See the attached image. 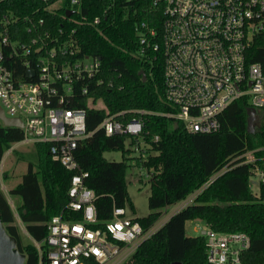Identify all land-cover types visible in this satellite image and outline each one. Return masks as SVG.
Masks as SVG:
<instances>
[{
	"label": "trees",
	"instance_id": "1",
	"mask_svg": "<svg viewBox=\"0 0 264 264\" xmlns=\"http://www.w3.org/2000/svg\"><path fill=\"white\" fill-rule=\"evenodd\" d=\"M155 0H82V14L88 19L101 16L98 25L84 23L77 33L81 53L96 55L102 62L100 77L103 85L91 83L86 96L78 105L86 109L87 129L94 134L79 143L77 160L89 171L85 182L96 192V209L103 226L112 218L114 206L135 211L130 199L128 172L144 165L151 171L148 179L150 212L135 217L148 227L160 217L164 207L172 206L195 190L209 183L195 201L178 210L157 232L144 240L127 264H209L206 237L187 234V224L198 219L213 229L224 232L241 231L250 235V247L243 253L245 264H264V178L258 192L254 191V169L264 170V108L257 109L256 129L248 128L249 97L233 101L220 117L221 126L211 133L189 132L180 121L157 112L172 109L165 97V56L162 49L154 51L140 41L142 23L156 30L152 43L161 42L165 13ZM68 3L66 0L65 4ZM41 0H0V17L14 12L17 16L31 15L35 21L43 17L54 30L62 26L71 29L66 10L46 11ZM39 9V11L37 10ZM16 30L26 26L15 23ZM246 56L258 62L264 72V30L258 33ZM23 68L22 72L24 73ZM145 73L146 79L143 77ZM77 91L80 92L79 87ZM90 97L103 103L91 105ZM144 108L157 114L146 115L144 136L150 142L147 157L135 153L136 139L128 133L107 135L99 124L108 114L122 110ZM133 116L126 114V121ZM19 126H4L0 122V165L5 151L24 138ZM159 136L158 140H155ZM38 161L29 162L27 172L17 186L10 190L20 195V218L34 240L48 233L53 215L68 205L72 170L53 159L51 144L36 142ZM255 150L256 160L243 163L239 158L247 150ZM107 151H121V161L109 160ZM228 167L213 178L217 172ZM213 178V179H212ZM0 211L7 231L18 240V248L26 255L24 264H38V249L24 243L16 222L15 212L0 187ZM78 213L73 217L77 218Z\"/></svg>",
	"mask_w": 264,
	"mask_h": 264
},
{
	"label": "built area",
	"instance_id": "2",
	"mask_svg": "<svg viewBox=\"0 0 264 264\" xmlns=\"http://www.w3.org/2000/svg\"><path fill=\"white\" fill-rule=\"evenodd\" d=\"M41 1L46 11L66 10L74 26L54 30L43 17L35 21L31 15L21 17L14 12L0 17V104L4 113L22 119V142L50 143L53 159L74 172L68 205L53 215L47 235L34 240L38 264H127L144 240L192 204L209 183L164 207L148 227L128 215L127 207L116 205L112 218L96 226L97 195L85 182L89 171L81 168L75 149L94 134L87 129L86 109L78 105L80 97L89 93L92 82L103 85L105 79L100 77V58L81 53L76 35L84 23L96 26L102 18L83 16L82 0ZM158 4L165 13L161 42L150 41L156 30L147 23L139 31L140 41L154 51L161 48L166 59L164 94L172 109L158 114L181 121L189 132L211 133L220 129L221 115L237 99L248 96L250 106L264 108L262 65L249 62L246 56L264 30V0H155L154 5ZM68 10H72L70 15ZM16 22L26 30H16ZM29 69L34 70L32 76ZM99 100L90 97L88 102L101 108ZM130 113L133 116L125 121L123 117ZM157 113L124 109L104 117L98 129L107 135L130 134L136 139L135 153L142 152L146 159L150 142L143 134L144 119ZM239 158L243 163L254 162L255 150ZM139 169L147 177L152 174L144 165ZM254 174L263 180L264 170L259 166ZM74 213L79 216L73 217ZM196 229L206 237L209 264H245L242 256L250 247V235L219 231L204 222Z\"/></svg>",
	"mask_w": 264,
	"mask_h": 264
},
{
	"label": "rangeland",
	"instance_id": "3",
	"mask_svg": "<svg viewBox=\"0 0 264 264\" xmlns=\"http://www.w3.org/2000/svg\"><path fill=\"white\" fill-rule=\"evenodd\" d=\"M100 104L101 106L103 105V103L99 100L98 105L100 106ZM255 125L256 120L254 121V128L256 129ZM7 151L8 150L5 151V155L0 165V187L3 191L8 192L9 194V189L16 186V184L22 179V175L27 172L28 163H36L38 161V155L35 148V142L16 143L10 154H7ZM105 156L107 159L115 161H121L123 158L121 151H107ZM3 170L6 171L3 172ZM5 172L10 174L8 180L4 179V184L7 188H3V178H5ZM141 172L146 171H144V169L140 170L137 167H132L128 172V191L130 199L135 206V211L132 212L131 210H128V215L130 216L142 217L148 215L150 212L148 196L150 193L151 184L148 182L149 177H147L145 174H141ZM252 178L255 181V184L253 185L254 191L258 192L261 181L259 180L258 176H256V174H254ZM17 212L16 223L19 225L21 238L24 243H32L33 240H31L29 237L26 225L20 218L18 208ZM195 222L200 224L202 221L195 219ZM187 234L191 236H196L198 234V230L194 229V226L191 224V222H188Z\"/></svg>",
	"mask_w": 264,
	"mask_h": 264
},
{
	"label": "water",
	"instance_id": "4",
	"mask_svg": "<svg viewBox=\"0 0 264 264\" xmlns=\"http://www.w3.org/2000/svg\"><path fill=\"white\" fill-rule=\"evenodd\" d=\"M72 13V10H68L67 14L70 15ZM34 74L33 69L28 70V75L32 76ZM143 77H145V73L143 72ZM248 128L251 132L255 131L254 128V121L257 118V112L258 110L253 107H248ZM0 121L3 123L4 126H19L23 127L24 123L22 119L15 117L11 118L5 115L4 110L0 104ZM179 125L178 121H175V127ZM26 255L24 252L20 251L18 248V240L11 235L7 228L5 227L2 217H1V211H0V264H24L26 261ZM171 264H183L182 261H175Z\"/></svg>",
	"mask_w": 264,
	"mask_h": 264
},
{
	"label": "crops",
	"instance_id": "5",
	"mask_svg": "<svg viewBox=\"0 0 264 264\" xmlns=\"http://www.w3.org/2000/svg\"><path fill=\"white\" fill-rule=\"evenodd\" d=\"M1 122V121H0ZM2 123V122H1ZM3 124V123H2ZM20 142H22V140L21 141H17V142H15L9 149H7L8 151V153L7 154H10L11 152H12V149L14 148V145L16 144V143H20ZM5 155V154H4ZM38 155V154H37ZM4 157V156H3ZM2 160H3V158H2ZM4 171H6V170H3V172ZM23 176V175H22ZM9 177H10V174L8 173H6L5 172V178H3V188H7L6 187V185L4 184V179H9ZM22 180V179H21ZM20 180V181H21ZM19 181V182H20ZM18 182V183H19ZM17 183V184H18ZM17 184H16V186H17ZM16 186H14V187H11L10 189H9V194H8V192H5L4 191V193L6 194V196H7V199H8V202L10 203V205L12 206V208H13V210H14V212H15V217H17V208L20 206V204L22 203V197L20 196V195H12V194H10V190L11 189H13V188H15ZM189 222H191V224H193V226H194V229H196V227H197V225L199 224L198 222H195V220H190ZM16 223V222H15ZM197 223V224H196ZM202 223V222H201ZM188 225V224H187ZM29 237L31 238V240H33V242H34V239L29 235Z\"/></svg>",
	"mask_w": 264,
	"mask_h": 264
}]
</instances>
